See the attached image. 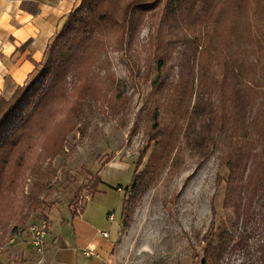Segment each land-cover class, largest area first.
<instances>
[{
  "label": "rangeland",
  "instance_id": "1",
  "mask_svg": "<svg viewBox=\"0 0 264 264\" xmlns=\"http://www.w3.org/2000/svg\"><path fill=\"white\" fill-rule=\"evenodd\" d=\"M162 4L163 0H150L143 6L146 14L129 32L124 50L115 49L112 43L95 57L86 73L91 87L79 101L81 113L54 155L42 142L50 143L56 136L55 126L64 120L74 95L55 107L54 116L44 117L45 130L25 156L18 186L0 208V254L13 237L26 235L28 226L46 219L47 214L55 221L69 213L70 206L82 208L92 196L90 185L96 175L103 181L101 189L108 193L98 197V202L116 217L113 225L103 227L110 230L112 239L119 238L114 264H201L206 244L216 245L223 231L235 234L236 241L243 228L232 209L224 206L228 176L224 156L231 141L241 139L230 138L237 88L255 90L246 124L251 136L257 133V126L249 124L251 119H264V0H249L245 17L226 7L224 17L213 25L208 45L204 43V21L196 27L195 34L203 44L186 107L191 109L199 93H204L214 104L217 129L208 155H203L191 143L199 121L189 127L188 117L183 116L177 141L154 170L156 142L149 140L147 132L155 115L160 120L168 117V110L177 103L175 91L186 49L182 43L172 44L165 70L163 64L160 68V58L171 42L159 13ZM197 15L204 16L201 4ZM233 65L242 68L243 81L233 75ZM162 73L164 77L156 82ZM207 76L202 86L201 79ZM244 131L241 128L237 134ZM135 181L138 186L134 188ZM125 195L126 213L122 215ZM253 215L248 228L255 230L256 237L250 243L264 240V189L255 197ZM241 259L235 253L226 261L239 264Z\"/></svg>",
  "mask_w": 264,
  "mask_h": 264
},
{
  "label": "trees",
  "instance_id": "2",
  "mask_svg": "<svg viewBox=\"0 0 264 264\" xmlns=\"http://www.w3.org/2000/svg\"><path fill=\"white\" fill-rule=\"evenodd\" d=\"M149 1L82 0L79 7L69 14L62 30L49 46L46 60L37 67L34 79L19 86L9 99L0 96V208L4 206L6 196L12 194L18 186L25 156L38 143V135L45 130L44 117L54 116L55 107L70 98V94L74 95L73 105L66 112L64 120L55 126L56 136L50 143L45 140L42 142V147L50 146L48 151L54 155L60 152L63 135L72 130L75 118L81 113L79 101L84 100L91 87L86 73L95 57L112 43L115 49L124 50L129 32L134 30L137 22L146 14L147 9L143 6ZM200 4L203 18L197 15ZM248 4L249 0H163L159 13L163 25L168 28L171 42L166 55L160 58V68L163 64L165 70L164 62L172 44L182 43L186 49L182 52L180 80L175 91L177 103L168 110V117L160 120L155 115L154 123L147 132L149 140L156 142L152 155L154 170L158 169L172 150L178 138L179 122L185 115L189 119V127L199 121L198 129H193L191 143L199 153L208 155V147L218 125L214 104L200 92L194 106L191 109L186 107L187 99L193 94L196 62L200 45L203 44V41L200 43L201 36L195 34L196 27L204 21V43L208 45L214 33L213 25L224 17V9L231 7L239 17H245ZM219 44L214 47L218 48ZM232 70L235 78L243 81L242 68L233 65ZM162 77L163 73L156 82H160ZM208 78L201 79L202 86ZM250 88L242 86L234 92L235 112L229 120L232 122L230 138L232 140L238 136L241 139L231 141L224 156L228 169L224 206L232 209L243 229L236 241L235 234L232 236L228 231H223L216 245L207 243L201 264H229L227 258L235 253L242 258L239 264H248L249 261L251 264H264V240L250 243L256 233L248 228L254 218L255 197L264 189V119H251L249 124L257 126V133L251 136L246 124L255 90L254 87ZM241 128L245 131L238 135L237 130ZM260 145L261 149H256ZM251 162L253 165L249 170ZM101 183V177L96 175L90 185L91 195L97 192ZM136 186L135 181L133 187ZM36 204L33 198L32 205ZM125 213L126 195L122 215Z\"/></svg>",
  "mask_w": 264,
  "mask_h": 264
},
{
  "label": "crops",
  "instance_id": "3",
  "mask_svg": "<svg viewBox=\"0 0 264 264\" xmlns=\"http://www.w3.org/2000/svg\"><path fill=\"white\" fill-rule=\"evenodd\" d=\"M81 2L0 0V96L9 99L19 86L31 80L37 67L45 62L49 46L69 14ZM105 194L108 193L100 185L82 211L78 208L74 214L75 209L70 206V212L57 216L55 221L47 214L49 232L41 264H114L119 238L112 239L110 230L103 228L116 220L115 214L108 213L98 202V197H106ZM117 227L120 231V223ZM103 231H107L108 236H104ZM26 239L24 236L8 243L5 252L0 254V264H39L42 256ZM90 247L94 248V255L86 253Z\"/></svg>",
  "mask_w": 264,
  "mask_h": 264
},
{
  "label": "built area",
  "instance_id": "4",
  "mask_svg": "<svg viewBox=\"0 0 264 264\" xmlns=\"http://www.w3.org/2000/svg\"><path fill=\"white\" fill-rule=\"evenodd\" d=\"M110 219H113V215L109 216ZM49 232V223L47 219H40L36 222L31 223L26 230V235L22 234V236L13 237L11 239L10 244L14 243L15 240L18 238L26 237V241L32 245L35 251L41 255V259L39 260V264L44 262V254L46 251V243H47V236ZM102 234L104 236H108L107 231H103ZM86 253L88 255H94V248L90 247Z\"/></svg>",
  "mask_w": 264,
  "mask_h": 264
}]
</instances>
